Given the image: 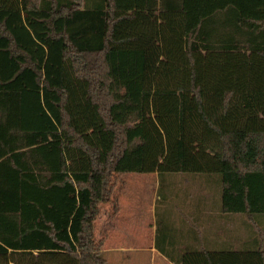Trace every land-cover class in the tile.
<instances>
[{"label": "trees", "instance_id": "obj_1", "mask_svg": "<svg viewBox=\"0 0 264 264\" xmlns=\"http://www.w3.org/2000/svg\"><path fill=\"white\" fill-rule=\"evenodd\" d=\"M127 174L214 181L264 264V0H0V264H106Z\"/></svg>", "mask_w": 264, "mask_h": 264}, {"label": "crops", "instance_id": "obj_2", "mask_svg": "<svg viewBox=\"0 0 264 264\" xmlns=\"http://www.w3.org/2000/svg\"><path fill=\"white\" fill-rule=\"evenodd\" d=\"M130 175L150 180L146 190L152 201L148 211L151 217L148 220L142 218L137 204L131 200L113 201L112 213L107 219L111 223L110 229L104 230L105 239H101L102 242L104 240L103 253L106 255L150 253L151 259L159 257L164 264H175L156 249L157 221L162 228L159 245L173 254L211 252L215 253L216 259L230 264L233 258L230 254L249 251L247 244L251 235L245 225L247 218L222 214L219 187L214 181L208 184L206 179L199 177L165 176L169 183L161 188L157 174ZM158 201L163 211L156 217ZM172 205L182 211L176 212ZM102 217L100 215L99 219ZM146 238L149 239L143 240Z\"/></svg>", "mask_w": 264, "mask_h": 264}, {"label": "rangeland", "instance_id": "obj_3", "mask_svg": "<svg viewBox=\"0 0 264 264\" xmlns=\"http://www.w3.org/2000/svg\"><path fill=\"white\" fill-rule=\"evenodd\" d=\"M149 182L150 180L148 179H142L140 177L133 176L130 174L128 176L127 175L123 176V178L121 176H118L117 182L115 183L114 186L115 190L117 189L116 192L114 190L111 200L108 201L107 204H103V206H101V215L103 217L99 219L100 216H98V218L93 223V235L96 242H98V244L99 241L102 242L101 239H105L104 230L106 228L110 229L111 223L108 222L107 219L108 216L112 213L111 210H112L113 201L115 200L118 201L123 198L131 200L132 202L137 204V209L139 212H141L140 215L142 216V218L148 220V218L151 217L150 215H148V211H150L149 208L152 204V201L149 199V195L146 190V187L149 184ZM175 188L177 189L179 188V186L176 184ZM172 207L176 209V212L182 211V209H178V207H175L173 205ZM162 211H163L162 204H160L158 209L159 216H161ZM148 239L149 238L143 240H148ZM113 241L115 242L116 239L113 238ZM103 250H104V240H103V245H101V248L99 245V251L104 257L105 261L108 262V264H164L163 260L159 257L151 259L150 253L127 252L123 254L110 253L106 255L105 253H103Z\"/></svg>", "mask_w": 264, "mask_h": 264}]
</instances>
